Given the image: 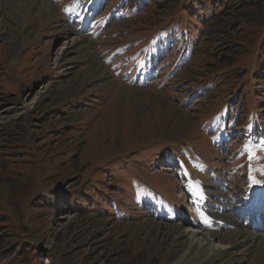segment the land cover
<instances>
[{"label":"rangeland","instance_id":"374dc122","mask_svg":"<svg viewBox=\"0 0 264 264\" xmlns=\"http://www.w3.org/2000/svg\"><path fill=\"white\" fill-rule=\"evenodd\" d=\"M6 1L0 264H170L264 185V0Z\"/></svg>","mask_w":264,"mask_h":264},{"label":"bare ground","instance_id":"6f19581e","mask_svg":"<svg viewBox=\"0 0 264 264\" xmlns=\"http://www.w3.org/2000/svg\"><path fill=\"white\" fill-rule=\"evenodd\" d=\"M0 2H2V0H0ZM6 3L9 4L10 5L9 7L11 8H14L15 6L20 7V10L19 9L18 10L22 12V14L27 18L28 15L31 14L32 7H35L37 14H33V16L34 15L38 16V20H39V25L37 28L38 32L41 30V27L46 22L48 16H50L51 19L57 17V14L53 7L50 6V9L45 10V5L47 3H45L42 0H16V1L7 0ZM76 46L73 47L76 49ZM89 63H90L89 65L93 66L94 69L93 71H97L98 63L94 60L93 61L91 60ZM141 91L143 90L131 88L123 85H117L115 88L114 97L112 98L111 101L116 99L122 102V100H124L125 98L136 97L139 94L137 92H141ZM144 91L152 94L151 93L152 90L150 89L149 90L145 89ZM158 100L159 102L161 101V99L159 98ZM163 105H165L164 102L160 106V108ZM128 107L129 109L131 108L130 105H128ZM173 111L174 109L171 107L167 109V111L164 112V114L165 116L166 115L171 116ZM193 192H194V188H193ZM253 192H254L252 193L254 195L253 198L260 196L264 197V185L254 187ZM199 200H200V196L198 195L197 201ZM247 202L248 201H246L245 203ZM255 202L256 204H252L255 209L259 210L261 208H264L261 207V203L263 204L264 201L260 202L259 200H255ZM211 205L212 204H210L209 206ZM243 206L244 204L242 201L240 202V205H238L239 210H241ZM203 210L205 212L208 211V209L206 208ZM230 211H232L230 205H228V209L223 210L222 208V211L220 213H218L217 210L216 214L218 213V216L215 217L216 216L215 215L213 217L214 231L210 230L209 232H203L209 226V224L205 223V221H203V218L199 216L198 218L201 219V220L199 219L200 222L201 223L203 222L201 225L202 227L201 231H194V233L190 234V236L188 237V242L186 243L185 247L182 248L183 250L178 251L177 253L172 255L173 261H171L170 264H227L228 257L233 253L241 254L242 256H244V255H248L249 253L253 254V252H254L255 261H250V263L263 264L264 223L259 224L257 220L248 223L244 222L242 221V218H240L239 213L237 215H233L230 214ZM218 218L221 219L222 222ZM165 231H167L168 234L173 232L178 237L182 236L180 233H177L180 231L179 226L177 227L174 226V228H169L166 229ZM213 239L219 240L220 242L219 248L218 247L215 249L212 248L211 244Z\"/></svg>","mask_w":264,"mask_h":264},{"label":"trees","instance_id":"16d2710c","mask_svg":"<svg viewBox=\"0 0 264 264\" xmlns=\"http://www.w3.org/2000/svg\"><path fill=\"white\" fill-rule=\"evenodd\" d=\"M162 32H160V34H161ZM182 49V48H181Z\"/></svg>","mask_w":264,"mask_h":264}]
</instances>
